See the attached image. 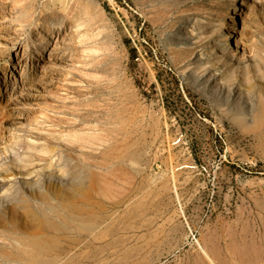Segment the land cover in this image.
Here are the masks:
<instances>
[{"label":"rangeland","instance_id":"374dc122","mask_svg":"<svg viewBox=\"0 0 264 264\" xmlns=\"http://www.w3.org/2000/svg\"><path fill=\"white\" fill-rule=\"evenodd\" d=\"M0 264H264V0H0Z\"/></svg>","mask_w":264,"mask_h":264},{"label":"bare ground","instance_id":"6f19581e","mask_svg":"<svg viewBox=\"0 0 264 264\" xmlns=\"http://www.w3.org/2000/svg\"><path fill=\"white\" fill-rule=\"evenodd\" d=\"M36 160H38V159H36ZM18 166H20V165H17V167ZM71 174H73V173H71ZM12 185H15L14 182L12 183ZM84 192L85 193L83 194V196H90L91 195V191L90 190H86ZM89 205H90V203H89ZM64 210H65V213L63 215V219L73 218V219H77V220H84V219H87L90 216H92V209L90 207H86V206H83V205H77V206L75 205L71 209H67V207H66V209H64ZM99 214L100 215H97L96 218H95L96 222H98V223H100L101 221H103L105 219V216H102L100 211H99ZM54 217H59V215H55ZM72 229H75V227H72ZM43 243H40V241H38L36 238H33V239H30L28 242H25L24 244L28 248H30L31 251L34 252V254H36V255L44 254V253L48 254L53 249H55V253L62 254L64 251H67L70 248V245H71V241H68V243L66 245L58 246V247H53L51 245H48V243H45V242H43ZM85 246H89L88 242L85 243ZM49 248H51V250H49Z\"/></svg>","mask_w":264,"mask_h":264},{"label":"trees","instance_id":"16d2710c","mask_svg":"<svg viewBox=\"0 0 264 264\" xmlns=\"http://www.w3.org/2000/svg\"><path fill=\"white\" fill-rule=\"evenodd\" d=\"M169 74H170V76H171L172 78L176 79V76H175V73H174L173 69H170V70H169Z\"/></svg>","mask_w":264,"mask_h":264}]
</instances>
